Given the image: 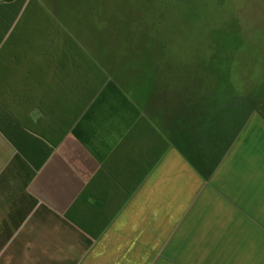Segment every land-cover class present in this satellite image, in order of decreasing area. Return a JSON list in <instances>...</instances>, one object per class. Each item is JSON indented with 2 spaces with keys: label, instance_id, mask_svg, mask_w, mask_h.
<instances>
[{
  "label": "crops",
  "instance_id": "1",
  "mask_svg": "<svg viewBox=\"0 0 264 264\" xmlns=\"http://www.w3.org/2000/svg\"><path fill=\"white\" fill-rule=\"evenodd\" d=\"M41 1L0 59V264H213V233H264L243 104L198 112L113 0Z\"/></svg>",
  "mask_w": 264,
  "mask_h": 264
},
{
  "label": "rangeland",
  "instance_id": "2",
  "mask_svg": "<svg viewBox=\"0 0 264 264\" xmlns=\"http://www.w3.org/2000/svg\"><path fill=\"white\" fill-rule=\"evenodd\" d=\"M113 1L125 21L147 27L145 38L165 64L179 66L182 86L195 91L198 112L214 113L237 100L244 108L247 102L246 126L264 132V0ZM40 4L0 0V41L6 42L0 59L27 52L18 40L34 37L42 21L34 24L27 12L13 24L19 7ZM212 247L213 264H264V233H213Z\"/></svg>",
  "mask_w": 264,
  "mask_h": 264
},
{
  "label": "trees",
  "instance_id": "3",
  "mask_svg": "<svg viewBox=\"0 0 264 264\" xmlns=\"http://www.w3.org/2000/svg\"><path fill=\"white\" fill-rule=\"evenodd\" d=\"M7 1H12V0H7ZM249 106H250V104H247V102H246V107H244L245 117H246V113L248 112L247 109H249ZM239 110H240V108H239Z\"/></svg>",
  "mask_w": 264,
  "mask_h": 264
}]
</instances>
